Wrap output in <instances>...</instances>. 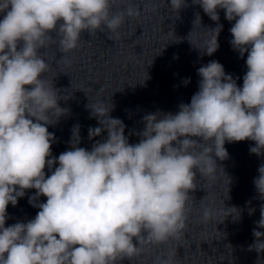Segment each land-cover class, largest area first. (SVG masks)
Returning <instances> with one entry per match:
<instances>
[{
  "label": "clouds",
  "instance_id": "9594fccd",
  "mask_svg": "<svg viewBox=\"0 0 264 264\" xmlns=\"http://www.w3.org/2000/svg\"><path fill=\"white\" fill-rule=\"evenodd\" d=\"M192 3L217 22L207 29L212 36L203 50L209 56L219 48V10L234 21L230 44L241 58L247 54L242 87L218 61L202 65L190 103H181L175 114L143 116L144 128L134 144L123 121L111 117L114 105L88 104L90 117L100 125L88 129L89 139L105 131L107 137L91 150L79 147L76 125L71 150L53 157L55 135L48 126L68 109L59 105L60 90L46 78L45 49L56 42L66 60L84 32L118 34L126 18L139 15V8L132 3L119 8L118 0H0V264L131 261L145 245L180 237L197 172L206 178L224 172L217 159H228L226 142L254 141L250 153L264 155V0ZM188 6L186 0L169 4L176 14ZM196 21L201 23L199 13ZM46 167L51 175L46 176ZM258 173L253 183L264 200V164ZM27 189L36 190L29 203L40 210L26 223L5 227L8 205L16 206ZM40 196L46 202L37 203ZM223 211L226 218L240 219L235 206ZM214 213L205 207L203 219ZM258 229H264V204L249 246L259 254L264 253V231ZM159 264L171 260L160 259Z\"/></svg>",
  "mask_w": 264,
  "mask_h": 264
}]
</instances>
